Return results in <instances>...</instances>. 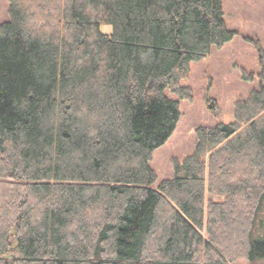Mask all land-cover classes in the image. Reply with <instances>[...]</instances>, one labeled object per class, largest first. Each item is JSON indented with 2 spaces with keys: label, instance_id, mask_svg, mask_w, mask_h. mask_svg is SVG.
<instances>
[{
  "label": "trees",
  "instance_id": "16d2710c",
  "mask_svg": "<svg viewBox=\"0 0 264 264\" xmlns=\"http://www.w3.org/2000/svg\"><path fill=\"white\" fill-rule=\"evenodd\" d=\"M6 1L0 264H264L263 86L196 128L172 177L150 167L191 64L238 35L222 0Z\"/></svg>",
  "mask_w": 264,
  "mask_h": 264
},
{
  "label": "rangeland",
  "instance_id": "374dc122",
  "mask_svg": "<svg viewBox=\"0 0 264 264\" xmlns=\"http://www.w3.org/2000/svg\"><path fill=\"white\" fill-rule=\"evenodd\" d=\"M8 3L0 0V23L8 20ZM224 22L228 30L238 33L222 48H212L210 55L191 64L189 78L181 86L192 90L191 101H179L180 119L171 138L155 151L150 167L154 170L156 187L172 177V161L181 163L194 151L195 130L233 122L236 102L246 99L252 90L264 87L257 78V55L252 43L257 39L264 50V0H222ZM110 34L109 27H100ZM243 73L252 76L244 79ZM168 98L177 97L166 92ZM213 201L222 197L212 196Z\"/></svg>",
  "mask_w": 264,
  "mask_h": 264
},
{
  "label": "water",
  "instance_id": "95a60500",
  "mask_svg": "<svg viewBox=\"0 0 264 264\" xmlns=\"http://www.w3.org/2000/svg\"><path fill=\"white\" fill-rule=\"evenodd\" d=\"M6 258L11 259V258H13V257H12V256H6Z\"/></svg>",
  "mask_w": 264,
  "mask_h": 264
}]
</instances>
